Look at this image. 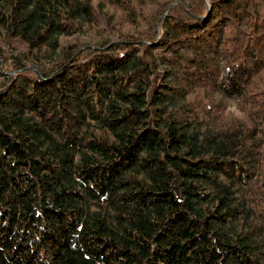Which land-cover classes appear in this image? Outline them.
<instances>
[{
    "label": "trees",
    "instance_id": "1",
    "mask_svg": "<svg viewBox=\"0 0 264 264\" xmlns=\"http://www.w3.org/2000/svg\"><path fill=\"white\" fill-rule=\"evenodd\" d=\"M0 264H264V0H0Z\"/></svg>",
    "mask_w": 264,
    "mask_h": 264
}]
</instances>
